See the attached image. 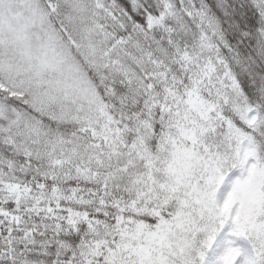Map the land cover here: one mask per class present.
<instances>
[{
  "label": "snow or ice",
  "instance_id": "snow-or-ice-1",
  "mask_svg": "<svg viewBox=\"0 0 264 264\" xmlns=\"http://www.w3.org/2000/svg\"><path fill=\"white\" fill-rule=\"evenodd\" d=\"M0 264H264V0H0Z\"/></svg>",
  "mask_w": 264,
  "mask_h": 264
}]
</instances>
